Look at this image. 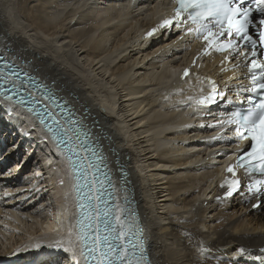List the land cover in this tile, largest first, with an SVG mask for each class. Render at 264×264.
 <instances>
[{
  "label": "bare ground",
  "instance_id": "1",
  "mask_svg": "<svg viewBox=\"0 0 264 264\" xmlns=\"http://www.w3.org/2000/svg\"><path fill=\"white\" fill-rule=\"evenodd\" d=\"M169 1L36 0L34 9L29 0H0V54L25 61L26 69L86 117L89 132L104 147L105 165L116 172L119 209L125 198L137 203L155 264H264V195L242 187L226 198L227 188L217 185L226 175L220 169L231 159L230 149L245 143L238 140L235 126L226 123L231 106L224 100L221 108L219 100L195 104L211 93L210 81L224 98L239 101L251 85L248 56L234 51L220 55L214 49L205 55L206 41L188 34V28H158ZM153 28L158 30L149 37ZM192 61L193 73L202 67L203 78L183 76V67ZM221 109L226 116L220 117ZM216 119L225 123L214 127ZM0 127L11 143L18 140L16 147L30 143L23 155L28 160L34 151L37 161L23 167L26 177L21 178V195L32 194L34 210L11 208V217L0 208V215L19 220L24 212L33 221L42 219L41 233L21 244L28 250L38 243L66 244L73 259L64 157L28 114L2 100ZM220 128L225 136L211 133ZM119 163L131 175L128 188L133 192L119 187ZM18 167L15 163L12 178ZM36 184L38 192L32 190ZM237 208L245 213L234 219ZM0 249L2 256L12 251Z\"/></svg>",
  "mask_w": 264,
  "mask_h": 264
},
{
  "label": "snow or ice",
  "instance_id": "2",
  "mask_svg": "<svg viewBox=\"0 0 264 264\" xmlns=\"http://www.w3.org/2000/svg\"><path fill=\"white\" fill-rule=\"evenodd\" d=\"M178 5L175 14L171 18H166L158 28H171L177 25L183 24L186 20H190L193 25L197 27L195 29L189 27L187 29L188 34H193L197 39L203 38L207 42L208 48L205 49V55L210 54L209 49H214L216 52H227L232 50L237 55H245L240 47L236 44L232 37H240L243 39L245 45H251V56H257V41L248 35V20L251 9H242L240 5H243L245 0H238V3H234V0H175ZM258 3L264 4V0H258ZM264 12V8L259 9ZM238 16H243L242 20L237 19ZM207 22V23H206ZM261 25H264V19L260 21ZM158 28H153L148 32V36H153ZM226 39H221L225 37ZM260 44L264 45V30L259 31ZM264 55V53H261ZM251 73L250 79L252 81V88L250 91L260 99L253 100L248 98L247 103L249 107L245 114L234 112L231 114L232 119L226 123L230 125H236L234 131L239 141H251L250 150L244 152L235 165L228 167L227 171L232 177L237 176V168H244L249 176L253 174H259L260 177H264V60L257 62L256 59H252L248 65ZM7 70V71H5ZM20 73L13 67L12 64L5 62L3 67L0 68V96H3L5 100L13 103L24 104L23 99L19 101H13L11 95H8L9 89L5 88V85H10L11 89H16L18 86H22L23 81L20 80ZM191 75L188 69L184 70L183 76L185 78ZM31 79L30 77H26ZM200 79L199 76L196 77ZM212 83L211 93L195 99L197 106H209L217 100L224 98L223 92H217L215 82ZM37 88L40 86L37 85ZM45 99L51 100V96H45ZM189 99H192L191 97ZM31 104L39 103L38 100L33 98L30 101ZM57 107H63L57 103ZM28 111L33 113L39 120L40 125L46 129L51 135L53 141L57 146L63 145L66 149L69 162L75 168L77 164H80L83 171L80 175H84L87 168L94 167L91 163L85 167L82 161L74 159V157L80 156L85 151L87 145V133L82 132L77 124L79 122L69 118L67 120H61L58 118L47 106L44 107V111H40L38 108L29 107ZM51 122H47L46 120ZM221 124L225 123L223 121ZM222 139V137H220ZM93 155L95 153L93 152ZM87 159V157H83ZM89 186V193L91 192V185L95 183L94 174L93 178L89 181H85ZM80 184L79 187H83ZM227 187L226 198L232 197L239 191L241 184L239 179H229L222 184L221 187ZM249 193L253 195H264V179H255L247 184ZM7 195V193H5ZM98 197H91L89 194H85L84 201L81 202L80 218L77 221L78 224V240L83 246L82 254L86 257L87 264H151V261L147 260L143 256V252L139 259H134L136 253L133 252L129 255V249L126 245L119 247L111 243V239L108 235V229L111 224L107 218L109 210L105 208L103 213L100 211V206L96 201ZM259 207V205H254ZM123 209H119L113 215V220L117 224L120 231L117 232V239H124L127 235L125 229L130 230L128 221L122 220L120 213ZM101 220H103L104 231L101 232ZM37 247H39L37 245ZM60 247V245H57ZM65 252L70 251L68 247L62 249ZM241 252L243 249L240 250ZM73 256L76 253L73 251ZM76 264H80L79 260H76Z\"/></svg>",
  "mask_w": 264,
  "mask_h": 264
},
{
  "label": "rangeland",
  "instance_id": "3",
  "mask_svg": "<svg viewBox=\"0 0 264 264\" xmlns=\"http://www.w3.org/2000/svg\"><path fill=\"white\" fill-rule=\"evenodd\" d=\"M30 2H29V5L30 6H32L33 7V5H34V9H35V7H36V5L38 4V2H36V0H29ZM32 3H33V5H32ZM183 69V68H182ZM185 69H188V68H184L183 70H185ZM202 69V68H201ZM0 134H1V132H0ZM0 140L1 141H3V142H6L7 140H8V138H6L5 137V135L4 134H1L0 135ZM9 143H7V146L5 147V144H3V148H2V152H0V158H1V160L0 161H5L6 160V157H7V151L9 152V150H10V147H9V145H8ZM12 144V143H11ZM22 144V143H21ZM21 144L19 145V148H21V150L23 151V153H26L27 152V150H29L30 149V143H28L27 145H25V147H24V145L23 146H21ZM6 148H8L9 150H7ZM24 148V149H23ZM3 149H4V151H3ZM12 149V148H11ZM26 150V151H25ZM33 152V151H32ZM6 154V155H5ZM24 156V155H23ZM9 158V157H8ZM16 158V159H15ZM18 155L16 154L14 157H12V159L11 160H13L14 162L12 163V165H10L9 167H8V169H7V171L5 172V173H3V175L2 176H4V177H6L7 179H4V181L5 182H3V184H5L6 183V186H7V188H5V190H3V194H5V193H9L10 194V196H11V198H12V196L14 195V196H16V197H18V202L19 201H21L22 199H23V197H22V195L21 194H25V191L23 192L22 190L23 189H21V188H23L24 186V182L22 183V184H20V185H18L17 183H18V178L17 177H15V176H13V178H12V172L14 171L13 169H15L14 167H15V161H17L18 160ZM34 161V160H33ZM10 162V161H9ZM24 163H26L25 161L24 162H22V164L24 165ZM21 164V165H22ZM35 164H37V161H36V163ZM30 168H32V170H33V166L32 167H30ZM0 169H1V167H0ZM30 170V169H29ZM10 172V173H9ZM7 174H10V176L8 175V177L7 176H5V175H7ZM28 175L30 174V172L29 173H27ZM45 179V178H44ZM43 179V180H44ZM9 182V183H8ZM10 185L12 186L11 188L12 189H14L15 191L16 190H18L19 189V191H14L13 190V192H12V190H11V188H9L10 187ZM9 191V192H8ZM12 192V193H11ZM8 194V195H9ZM11 194H13V195H11ZM27 194V193H26ZM52 194V193H51ZM30 195H32V194H29V196ZM15 197V198H16ZM25 198V197H24ZM208 198V197H207ZM209 198H210V196H209ZM209 198H208V200H209ZM29 199H30V197H29ZM43 199V198H42ZM41 199V200H42ZM211 200V199H210ZM11 201H12V199H11ZM38 201H40V198H39V200ZM43 201V200H42ZM41 201V202H42ZM9 202H10V200L8 201V205H9ZM40 202V203H41ZM38 206H40V205H38ZM37 206V207H38ZM32 206H30V207H25V208H27L24 212H27V211H33L34 210V206L31 208ZM20 210V209H19ZM190 211V210H189ZM236 211L238 212V214L234 217V219L235 218H240V217H242L243 216V214L245 213V211H241V210H239V208H237L236 209ZM24 212H20V215L21 216H19L20 218H19V220H16V219H14V218H8V219H6L5 220V224H6V226H8V227H11L9 230H7V229H5V228H0V247H2V248H4L5 250H9L10 249V247L11 248H15L16 246V244L17 243H19L20 241H21V239H23V238H28V236L29 235H32V234H35L37 231H39V229L41 228V224L39 223L40 221H43L41 218V220L40 221H33L34 219H32V218H28L26 215H22V213H24ZM174 212V211H173ZM8 213H10V214H8ZM8 213L6 214V215H8V216H11V217H13V215H15V214H12L13 213V211H8ZM12 214V215H11ZM17 216V215H16ZM189 216H191V213L189 214ZM23 217V218H22ZM210 217V216H209ZM12 219H14V220H12ZM24 219V220H23ZM27 219V220H26ZM11 220H12V222H11ZM32 221V222H31ZM38 222V223H37ZM9 224V225H8ZM32 225H35V226H32ZM30 226V227H29ZM36 227H38V229H36ZM15 230V232H14V230ZM36 229V230H35ZM203 231H205L206 232V229L204 228H201ZM6 230V231H5ZM31 231V232H30ZM11 232V233H10ZM11 234V235H10ZM19 241V242H18ZM20 243H22V242H20ZM5 244V245H4ZM7 246V247H6ZM6 247V248H5Z\"/></svg>",
  "mask_w": 264,
  "mask_h": 264
},
{
  "label": "water",
  "instance_id": "4",
  "mask_svg": "<svg viewBox=\"0 0 264 264\" xmlns=\"http://www.w3.org/2000/svg\"><path fill=\"white\" fill-rule=\"evenodd\" d=\"M121 177H122L121 179H123V181H122V182L124 183L123 185H124V187H125V189H126V183L128 182L126 179H127L128 176H127V174H126L125 172H122V173H121ZM125 189H124V190H125ZM131 202H132V199H131V198H128V200L126 201L127 204H130ZM131 204H132V203H131ZM132 206H133V205H132ZM127 209H128V211H129V215L132 216V213H131V212L133 211V209L131 208V206H129ZM64 227H65V226H64ZM67 233H68V232L65 230V234H67Z\"/></svg>",
  "mask_w": 264,
  "mask_h": 264
}]
</instances>
